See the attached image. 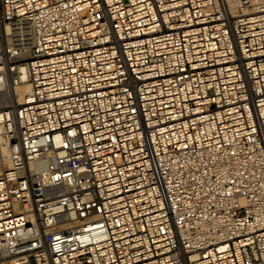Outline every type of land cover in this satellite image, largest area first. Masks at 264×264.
Here are the masks:
<instances>
[{
    "label": "built area",
    "instance_id": "built-area-1",
    "mask_svg": "<svg viewBox=\"0 0 264 264\" xmlns=\"http://www.w3.org/2000/svg\"><path fill=\"white\" fill-rule=\"evenodd\" d=\"M0 264H264V0H0Z\"/></svg>",
    "mask_w": 264,
    "mask_h": 264
},
{
    "label": "bare ground",
    "instance_id": "bare-ground-1",
    "mask_svg": "<svg viewBox=\"0 0 264 264\" xmlns=\"http://www.w3.org/2000/svg\"><path fill=\"white\" fill-rule=\"evenodd\" d=\"M15 93L17 97L23 98L26 94L30 93V87L27 84L20 85L15 89Z\"/></svg>",
    "mask_w": 264,
    "mask_h": 264
}]
</instances>
